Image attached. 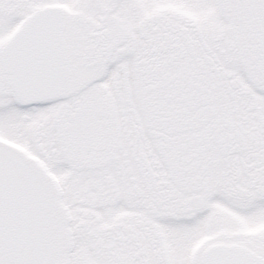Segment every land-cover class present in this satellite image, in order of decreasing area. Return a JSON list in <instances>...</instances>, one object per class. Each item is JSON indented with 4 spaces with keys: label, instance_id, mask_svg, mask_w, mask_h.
Listing matches in <instances>:
<instances>
[{
    "label": "snow or ice",
    "instance_id": "snow-or-ice-1",
    "mask_svg": "<svg viewBox=\"0 0 264 264\" xmlns=\"http://www.w3.org/2000/svg\"><path fill=\"white\" fill-rule=\"evenodd\" d=\"M0 264H264V0H0Z\"/></svg>",
    "mask_w": 264,
    "mask_h": 264
}]
</instances>
